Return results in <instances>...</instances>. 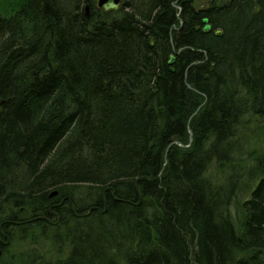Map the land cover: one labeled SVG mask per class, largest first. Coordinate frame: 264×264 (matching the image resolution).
<instances>
[{"label": "trees", "instance_id": "obj_1", "mask_svg": "<svg viewBox=\"0 0 264 264\" xmlns=\"http://www.w3.org/2000/svg\"><path fill=\"white\" fill-rule=\"evenodd\" d=\"M259 117L264 0H0V264H264Z\"/></svg>", "mask_w": 264, "mask_h": 264}, {"label": "rangeland", "instance_id": "obj_2", "mask_svg": "<svg viewBox=\"0 0 264 264\" xmlns=\"http://www.w3.org/2000/svg\"><path fill=\"white\" fill-rule=\"evenodd\" d=\"M244 138L240 141V144L242 142V148H244V155H245V167L247 164H250V153H255L259 150H263L264 148V120L262 118H257L255 122L248 127L245 128V135H243ZM222 167L220 164H214L211 167L210 174L216 181H221L223 175H222ZM245 180L241 182V185H245ZM235 209V208H234ZM33 236L35 234H32ZM14 236L16 237L13 240V243H11V246L9 247L10 253H14V255L18 256L20 254L27 256V261L29 264H40L35 263L32 257V254L38 253V255L41 258H44V261H49L56 256L52 254L50 250V245H48L46 242H44L43 239L38 238L35 236L33 237H22L21 234L14 232ZM35 239V241H34ZM14 260L13 255H10ZM18 259V258H17ZM12 262V261H11ZM15 262V261H14ZM42 264V263H41Z\"/></svg>", "mask_w": 264, "mask_h": 264}, {"label": "water", "instance_id": "obj_3", "mask_svg": "<svg viewBox=\"0 0 264 264\" xmlns=\"http://www.w3.org/2000/svg\"><path fill=\"white\" fill-rule=\"evenodd\" d=\"M122 2L123 0H96L97 7L99 9H103L106 12H110V11L118 12L121 8ZM202 22L203 24H205V27L203 29L204 32H209L212 30V25L210 24V21L208 18H204ZM217 35H221V32H217ZM175 60H176V57L172 55L170 57L168 64L170 66H173L175 63ZM190 141H192V134L190 136ZM56 194L57 193L55 192L54 195Z\"/></svg>", "mask_w": 264, "mask_h": 264}]
</instances>
